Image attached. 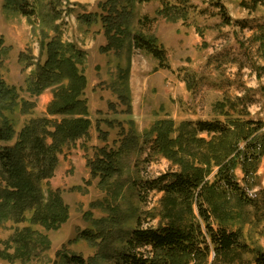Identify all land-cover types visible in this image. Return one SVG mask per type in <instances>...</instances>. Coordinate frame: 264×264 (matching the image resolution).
<instances>
[{
	"label": "trees",
	"instance_id": "1",
	"mask_svg": "<svg viewBox=\"0 0 264 264\" xmlns=\"http://www.w3.org/2000/svg\"><path fill=\"white\" fill-rule=\"evenodd\" d=\"M142 1L151 0H100L98 12L78 17L89 26L101 24L107 42L101 53L114 52L119 57L128 54L129 64L125 69L119 67L114 87L119 104H109L113 111L122 107L121 113L126 115L132 113L129 80L133 49L152 56L160 68L169 67L167 50L156 36L132 31L135 7ZM242 6L256 11L264 6V0H248ZM5 7L27 18L36 13L29 12L19 0H7ZM157 14L171 22L188 17V12L178 6H166ZM55 32L54 37L46 36L41 41L40 53L46 60L36 64L27 80V92L32 98L51 90L53 100L46 116L29 118L20 132L11 116L17 112L31 116L36 103L23 99L0 73V143L15 142L13 146H0V229L10 221L30 224L16 230L7 241L0 239V260L9 263L31 262L39 247L50 248L48 237L33 226L57 232L70 220V208L62 191H45L44 184L55 177L60 155L91 136V110L85 97L89 82L83 69L86 52L63 42L56 26ZM257 41L264 60V27ZM3 49L1 38L0 50ZM259 71L264 74V66ZM262 92L264 95V88ZM217 109L227 121H185L177 125L173 120H158L143 136L145 143L152 144L153 154L178 168L147 182L152 190L163 194L164 213L158 228H142L136 217L138 210L131 206L125 209L121 202V159L138 150L140 143L134 122H128L129 130L118 123L121 139L115 142L116 147L96 149L87 166L92 180H98V187L106 194L99 205H105L107 217L93 219L92 228L81 232L80 238L98 247L97 256L114 264H235L242 259L248 247L241 244L239 232L226 227L231 216L218 200L234 196L242 206L257 205L235 181V172L241 168L246 184L251 188L258 185L257 174L264 157V124L234 119L231 111L238 110L234 103H221ZM110 125L114 126L113 122ZM99 131L107 143L109 134ZM214 172V181L210 182ZM214 221L220 224L217 229L212 225ZM211 247L215 257L209 262ZM140 250H148L149 255L143 256ZM53 264L98 263L96 257L88 262L63 249ZM254 264H264V251L255 252Z\"/></svg>",
	"mask_w": 264,
	"mask_h": 264
},
{
	"label": "rangeland",
	"instance_id": "2",
	"mask_svg": "<svg viewBox=\"0 0 264 264\" xmlns=\"http://www.w3.org/2000/svg\"><path fill=\"white\" fill-rule=\"evenodd\" d=\"M19 1L26 4L29 12L36 13L27 18L6 8L7 0H0V39L4 40V49L0 50V73L9 86L19 90L23 99L35 102L37 107L31 116H21L19 112L11 116L17 132L29 118L46 116L53 100L51 90L32 98L27 92V80L36 64L46 60L41 56L40 43L46 36L56 35L55 26L63 42L75 44L86 52L83 69L89 86L85 97L91 110L92 129L88 140L77 142L60 155L55 177L44 184L45 191L49 188L62 191L70 208L68 223L57 232L33 226L35 231L48 237L50 248L39 247L28 263L0 260V264H53L63 249L71 255L84 257L88 262L96 257L98 264H114L97 256L98 247L80 238L81 232L92 228L93 219L107 217L105 205H99L104 202L106 194L98 187V180H92L88 159L94 158L98 148L105 145L116 147L115 142L121 139L118 123L129 130L128 122L133 121L140 143L138 150L121 159V202L125 209L131 206L138 210L136 217H139L142 228H158L164 213L163 194L152 190L147 182L178 168L153 154L152 144L145 143L143 136L158 120H173L177 125L185 121H227L217 106L229 102L237 104L238 110L231 111L234 119L264 124V74L260 75L259 71L264 60L261 44L257 41L264 27V6L249 11L242 6L248 0L138 2L132 31L156 36L167 50L169 67L160 68L152 56L133 49L129 80L132 113L126 115L121 113L122 107L113 111L109 104H119L114 87L118 82L119 67L125 69L129 64L128 54L119 57L114 52L101 53L107 43L101 24L89 26L78 19L84 14L98 12L100 0ZM166 6L184 8L188 17L178 22L167 21L157 14ZM99 129L109 134L107 143L102 141ZM14 143H0V146L9 147ZM215 172L209 177L210 182L214 181ZM257 179L258 185L251 188L244 181L241 168L235 172V181L256 201V206H242L234 196L218 200L228 208L225 212L231 216L226 220V227L229 231L239 232L241 244L248 247L235 264H254L255 252L264 251V157ZM135 224L133 222L132 226ZM212 225L217 229L220 224L214 221ZM26 227L30 224L16 225L10 221L0 229V239L7 241L16 230ZM138 252L149 255L148 250ZM214 257L211 247L209 262Z\"/></svg>",
	"mask_w": 264,
	"mask_h": 264
}]
</instances>
